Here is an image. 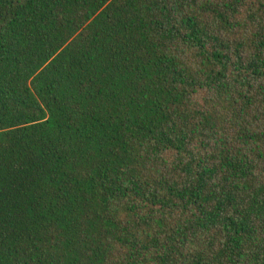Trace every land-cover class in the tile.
<instances>
[{
	"label": "trees",
	"instance_id": "16d2710c",
	"mask_svg": "<svg viewBox=\"0 0 264 264\" xmlns=\"http://www.w3.org/2000/svg\"><path fill=\"white\" fill-rule=\"evenodd\" d=\"M0 264H264V0H0Z\"/></svg>",
	"mask_w": 264,
	"mask_h": 264
}]
</instances>
